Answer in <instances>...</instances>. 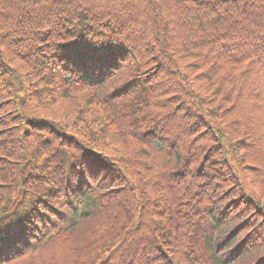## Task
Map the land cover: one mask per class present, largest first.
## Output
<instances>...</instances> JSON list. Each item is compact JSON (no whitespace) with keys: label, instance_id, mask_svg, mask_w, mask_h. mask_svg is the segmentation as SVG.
<instances>
[{"label":"trees","instance_id":"trees-1","mask_svg":"<svg viewBox=\"0 0 264 264\" xmlns=\"http://www.w3.org/2000/svg\"><path fill=\"white\" fill-rule=\"evenodd\" d=\"M181 103L206 121L208 151L264 176L261 159L245 154L254 139L241 129L264 117V0H0V139L18 132L25 141V152L0 144L13 148L0 152L12 162L0 171V256L11 258L15 244L27 258L22 243L39 237L68 172L73 183L98 179L112 198L28 264H184L185 241L199 237L195 220L205 221L210 196L216 216L229 204L233 213L203 236L218 246L231 231L224 255L212 254L218 264L260 194L250 183L222 203L208 184L217 173L199 122ZM257 249L234 264L254 263Z\"/></svg>","mask_w":264,"mask_h":264},{"label":"rangeland","instance_id":"rangeland-1","mask_svg":"<svg viewBox=\"0 0 264 264\" xmlns=\"http://www.w3.org/2000/svg\"><path fill=\"white\" fill-rule=\"evenodd\" d=\"M203 86L206 85V83L204 81L200 82ZM168 97H171V91L168 92ZM219 96V95H218ZM247 102H243L241 103L242 107L246 104ZM182 107H185V109H187L188 113L193 116L195 119H197V121L199 122V128H197V130L199 131V135H201V138L203 139V142L206 144V149L204 152V156H208L210 155V159L213 161V167L217 173V180H215V177L212 178V176H209L212 181L209 182L208 184L211 185V187L213 188V190L215 191V187H217V190L219 192V196L222 199V203H227L229 200H232L234 198H238L240 195H242L241 192L244 191V189L242 188L243 186L245 187L246 184H252L253 188L257 189V192L260 194V198H259V203L258 205L253 207L255 208V210H258L255 212V214H253L252 216H250L248 219H246V221L244 222L246 226H248V230H252L253 228H255V230H257V234L259 235L260 239H259V243L262 241L263 244H261L258 247V251L259 252V256L264 255V176H262L260 174L259 171L254 170L251 171V169L247 168L245 169H231L229 167L233 165L231 164V161L229 160V158H226V152L225 151H218L216 154H213V151H208L207 149H209L213 144L208 141V131L204 132L205 127L207 126L206 121H201L199 119V115L196 114V112H194L191 108H189L187 105H185L184 103L180 104ZM8 111V108H4V113ZM261 114L257 113L256 116H251L249 118L250 123L248 122L246 125L242 126L241 129H243V132H245L244 135H251L252 138L254 139V142H251L250 144H246V151L245 154L246 156H258L261 159V166L264 170V136H263V131H264V117ZM10 117V114L7 116ZM7 117H4L3 120H5ZM240 118V116L238 117ZM245 123V122H244ZM239 125H242L243 123H238ZM238 133H242V132H238ZM260 137L262 139H260ZM7 140H11L12 142H16L17 145L14 147V149H17V147L21 144L22 148H24V152H25V146H24V138H22L21 133L18 132H14V133H10L8 135H6V137L1 138L0 139V144L7 141ZM249 141V140H248ZM30 142H34L33 138H31ZM118 142L120 143V146H122L124 144V142L118 140ZM13 150V148H9V147H3L2 149H0V152L2 151H11ZM248 157H246L247 159ZM4 162H7L9 164H12V162L5 160L4 158H0V171H4L6 168L4 167ZM248 162V160H247ZM238 165V164H237ZM239 166V165H238ZM236 170V172H235ZM230 173H233L234 175H239L240 181H238L237 179H234L232 175H230ZM1 182V180H0ZM217 182V185H216ZM207 183V182H206ZM242 185V186H241ZM210 187V188H211ZM205 190H207L205 188ZM2 189H0V194H2ZM218 196V197H219ZM217 199V198H216ZM242 200V199H241ZM245 204V202H241L239 200V203L236 206H232L233 209H237V207H239V204ZM232 204H234V201L232 202ZM228 206H231L230 204ZM252 207V209H253ZM240 209H237V211H239ZM245 211V212H244ZM242 213H240L238 216L239 218L242 217H246L248 215L251 214V210L250 209H246L244 210ZM254 212V211H253ZM263 213V214H262ZM96 227V223L92 222L90 223V225H88L86 228L81 229L78 234H79V238L81 236H87L88 232L92 229H94ZM257 239V238H256ZM258 256V255H257Z\"/></svg>","mask_w":264,"mask_h":264}]
</instances>
